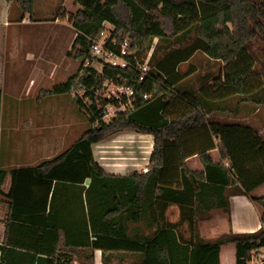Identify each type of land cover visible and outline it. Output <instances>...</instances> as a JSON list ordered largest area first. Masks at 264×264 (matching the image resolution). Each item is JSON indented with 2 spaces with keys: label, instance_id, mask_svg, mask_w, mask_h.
Segmentation results:
<instances>
[{
  "label": "trees",
  "instance_id": "trees-1",
  "mask_svg": "<svg viewBox=\"0 0 264 264\" xmlns=\"http://www.w3.org/2000/svg\"><path fill=\"white\" fill-rule=\"evenodd\" d=\"M16 1L22 12L30 13L35 0ZM73 1L80 8L70 17L76 35L66 54L78 62L90 57L91 41L99 37L103 22L115 27L117 38L130 39L140 61L155 37L173 38L193 27L197 37L183 48L169 50L143 83L138 82L133 67L104 69L107 76L132 84L139 99L142 93L152 95L147 101L140 100L129 114L98 127H91L87 119L89 127L54 158L34 167L0 169V195L8 200L0 264H65L76 251H83L84 264H93L95 249L101 250L103 262L105 255L126 251L138 253L140 264H220V249L226 245L235 246V264H246L252 250L264 248V197L249 198L259 210L260 221L252 233L228 232L203 240L194 215L214 207L228 213L229 204L223 197L227 185L237 183L234 194L243 195L264 185V139L249 126L207 123L205 108L194 97H186L181 115L169 112L168 119L162 113L170 104L179 105L180 99L171 93L172 85L183 77L176 67L196 51L225 63L222 75L214 80L223 96L240 95L264 103V0ZM75 78L73 74L44 93H69ZM101 80L98 76L97 82ZM122 130L154 137L147 172L108 174L93 159L91 145ZM184 132L197 137L183 138ZM214 148L227 160V167L212 161L208 152ZM195 154L203 173H193L185 165V159ZM149 183L158 188L164 183L182 185L174 201L180 207V220L188 224L187 240L176 233L175 225L142 240L127 235L124 222L140 220ZM209 193L217 201L209 203L205 199ZM72 200L75 208L80 203L78 221L60 213Z\"/></svg>",
  "mask_w": 264,
  "mask_h": 264
},
{
  "label": "crops",
  "instance_id": "crops-1",
  "mask_svg": "<svg viewBox=\"0 0 264 264\" xmlns=\"http://www.w3.org/2000/svg\"><path fill=\"white\" fill-rule=\"evenodd\" d=\"M38 1V0H37ZM37 1L34 4L30 13H24L19 8L15 0H0V91H1V113H0V169L10 170L16 168L34 167L42 161L50 160L59 153L68 148L72 143H69L70 132L77 124L74 112L69 113L66 117L54 115L57 110L58 102L55 100L47 101L53 94H45L42 97L35 98L36 104H42V98L45 102L42 110H31L29 105L25 106L24 117L19 120L16 125H11L7 132H4L1 124V114L3 106V88L4 80L2 74L4 72V56L5 59H12L16 56L17 48L20 46L24 49V45L32 36V31L35 27L50 26L56 28L58 25L59 12L64 8L62 3L55 9L47 11L49 0H44L41 9L38 8ZM64 1V0H63ZM75 10L79 9V4L75 3ZM65 19V18H63ZM69 22V20H68ZM70 31V46L75 38L76 30L69 22ZM62 28V26H61ZM193 27L191 30H193ZM197 37V32L196 36ZM194 37V38H195ZM193 38V39H194ZM192 39V40H193ZM191 40V41H192ZM155 41L160 39L153 38L150 47V62L151 68L166 55V52L159 51L160 46H156ZM182 45L180 48L187 46ZM69 46V48H70ZM67 49L62 53L61 66L53 62L51 68L47 72V77L37 79L29 78L26 91L29 88V94L43 88L46 92L51 90L55 85L63 83L67 79H59L58 82L53 79L58 76L57 71L63 68L65 74L70 68V62L67 60ZM148 50V51H149ZM164 50V49H163ZM153 51V52H152ZM9 55L11 57H9ZM32 54L26 49L24 58H32ZM42 54H36L41 61ZM46 58V57H45ZM201 59V64L199 63ZM225 63L221 60L211 59L202 51L194 52L187 60L179 63L176 67V72L183 75L182 79L172 85V94H176L180 99L179 105L170 104L169 110L163 112L162 116L170 119L169 112L174 115H181L184 111V102L186 97L196 98L200 105H203L207 113L206 122H216L219 124H239L249 126L264 139V115H258L260 110L257 106L249 107V102L246 100L240 101L239 95L223 96L218 82L214 81L222 75V68ZM215 66L218 69L215 71ZM62 72V73H63ZM63 74L60 75L62 77ZM51 77V78H49ZM197 79L194 86H191V80ZM264 85V84H263ZM175 90V91H174ZM64 94V93H62ZM71 95L70 93H68ZM29 97V96H28ZM32 97H29L32 100ZM73 98V97H72ZM74 100V98H73ZM75 101V100H74ZM256 105V103H254ZM261 104V103H260ZM28 109V110H27ZM21 111V110H20ZM247 111V112H246ZM35 112V113H33ZM245 113V119L242 113ZM250 112L251 115L247 113ZM159 114L161 113L158 112ZM36 115L37 118H35ZM253 115V116H252ZM50 117V118H49ZM173 117V116H171ZM175 117V116H174ZM23 123V127L20 125ZM197 135L191 132H184L183 138L192 140ZM2 140L5 146L2 148ZM216 142V140H215ZM154 146V137L149 133L137 132L134 130L119 131L97 143L91 145L93 159L97 162L106 173L127 176L134 172L145 173L150 167V158ZM208 154L213 162H221L225 167L228 166L227 160L222 159L217 148L211 149ZM185 165L189 171L193 173H203L204 169L197 154L185 159ZM180 179V177H179ZM89 180H86V187ZM238 184L227 185L223 191L229 204V211L225 213L221 208L214 207L210 210H200L195 212L196 230L199 238L203 240L213 239L221 234L232 233H252L259 229V210L250 201V197H264V185L252 191L249 195L234 194L233 189ZM182 185L176 183L170 186V183H164L158 188L152 183L147 184L143 201L142 216L137 222H129L125 220L126 233L129 237L142 240L150 238L162 227L175 225L176 233L184 240L190 237L188 224L186 221H181L180 207L174 201L177 196L175 192L182 190ZM67 199L66 196H63ZM222 199V197H220ZM205 199L211 203L217 201V197L212 194H207ZM8 200L0 195V243L4 238L5 227L3 224L4 217L7 213ZM69 203V202H68ZM68 208L61 209L60 213L71 217L76 221L82 217L80 203H76V208L72 205ZM75 208V209H74ZM227 247L232 249L235 257V246L226 245L221 247L219 253L220 264L223 263L222 253ZM141 256L138 253L126 251L112 252L105 255V261L102 260V252L99 249L93 251V264H140Z\"/></svg>",
  "mask_w": 264,
  "mask_h": 264
},
{
  "label": "rangeland",
  "instance_id": "rangeland-1",
  "mask_svg": "<svg viewBox=\"0 0 264 264\" xmlns=\"http://www.w3.org/2000/svg\"><path fill=\"white\" fill-rule=\"evenodd\" d=\"M35 1L34 4L36 3ZM43 3L44 0L37 1V5L39 9L42 8ZM61 3L62 5H64V8L61 9V11L59 12V17L61 16L62 18L58 20L59 24L56 25V28L50 27L49 25L44 27L41 26L35 27L32 31L31 38L23 46L24 49H22V47L19 46L15 54L16 56H14L10 60L9 59L6 60L4 56L3 61L5 63L4 64L5 68L2 74L4 84L2 85L3 106H2V114H1V121H2L1 124L4 132H7L11 125H16L19 122V120H21V118L24 117V112H25L24 109L26 105H29L32 111L33 110L38 111L43 109L44 107L43 104L45 102L53 101V100L58 102V104L56 103L57 110L54 113L55 116L59 114V116L66 117L69 113L74 112L75 118L77 120L76 123L77 125L74 126V129L70 132L69 143H73L89 127L87 116L84 114L80 105L73 100L72 95H69L68 93L53 94L47 101H43L44 98H42V104H36L35 98L37 96L38 98L42 97V95H44V92L42 91L45 90L41 88L29 94L30 87H28V90L26 91L30 77H33V79L34 78L43 79L47 77L46 76L47 72L51 68L52 63L55 62L57 63V65L61 66V63L63 62L62 53L67 49H69L70 46L69 37L71 31V28L69 27L70 26L69 22L71 23L70 17H73L78 9L75 10V7L77 5L73 3V0H64V1L49 0L47 11L49 12L50 10L55 9L57 6H60ZM196 32H197V28L195 27L193 30L178 34L173 38L160 39L159 42L155 41L156 43L154 46V52L156 50L155 49L156 46H160L158 50L164 52L169 51L175 47L180 48L182 45H186L187 43H189V41H191L196 36ZM151 46L152 45H150V47ZM26 49L28 50V52H30L33 55L31 59L28 57L24 58ZM150 53L151 51L150 50L148 51L147 48L141 53L140 58L141 59L146 58L147 61L149 62L151 58ZM36 54L43 55L41 57L42 59L41 61H39L37 58L34 59V56ZM155 54L157 55L159 53L155 52ZM9 57L11 56L9 55ZM68 57L69 59L67 60L70 62V68L68 69V71L65 72V74L63 72V68L59 69L57 71V73L59 74L53 79V81L55 80L56 82H58L59 79L61 80L67 79L69 76L76 73L78 67V61L73 59L72 56H68ZM201 62H202L201 59H199L200 64ZM214 68H215L214 72H216L218 67L215 66ZM255 69L259 70V65L257 63L255 64ZM61 74H63L62 77H60ZM190 82L192 84L191 86H194L195 82H197V79L195 78ZM32 95H33L32 100H30L29 97H31ZM263 97H264V93H263ZM239 99L240 101H243L246 100V97H242L239 95ZM246 101L249 102L248 105L249 107L257 106L258 108H260V110L257 112L258 115H264V103L261 104L256 103L255 105L253 101H248V100ZM246 112L242 113V117L244 119ZM247 114L251 115L250 112H248ZM33 116L37 118L36 115ZM20 125L23 127V123H20ZM4 146L5 143L2 140V148ZM83 255H84L83 251H76L75 253L72 254L70 262L65 264H84ZM222 260H223L222 264H235L234 253L232 252V249L230 247H227L226 249L223 250Z\"/></svg>",
  "mask_w": 264,
  "mask_h": 264
},
{
  "label": "built area",
  "instance_id": "built-area-1",
  "mask_svg": "<svg viewBox=\"0 0 264 264\" xmlns=\"http://www.w3.org/2000/svg\"><path fill=\"white\" fill-rule=\"evenodd\" d=\"M102 26L99 37L91 41L90 57L78 62L76 82L69 91L91 121V127L107 124L118 115H127L140 100L147 101L152 97L142 93L139 99L132 84L104 73L106 67L121 70L133 67L138 82L143 83L152 68L146 58L142 61L136 58L129 38H117L115 27L108 22H103ZM130 57L135 60V65L130 62ZM98 76L102 78L100 82H97ZM246 264H264V248L252 250Z\"/></svg>",
  "mask_w": 264,
  "mask_h": 264
}]
</instances>
